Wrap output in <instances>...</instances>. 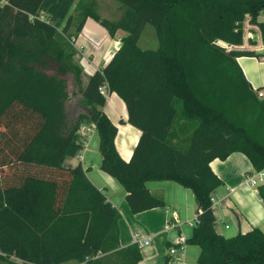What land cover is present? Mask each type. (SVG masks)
I'll return each instance as SVG.
<instances>
[{"label":"trees","instance_id":"trees-1","mask_svg":"<svg viewBox=\"0 0 264 264\" xmlns=\"http://www.w3.org/2000/svg\"><path fill=\"white\" fill-rule=\"evenodd\" d=\"M75 1L0 0V261L139 264L137 245L120 248L118 210L80 164L63 166L82 148L80 127L92 124L99 169L124 189L131 213L164 206L147 182H175L194 196L186 244L199 248L196 264H264L259 229L215 232L212 198L222 182L210 168L241 153L264 173V98L236 62L259 56L219 44L242 45L246 19L264 43V0H115L122 12L114 21L99 16L94 0L69 14ZM88 17L111 38L124 34L83 84L74 40ZM146 26L156 49L138 46ZM105 93L121 99L140 131L129 161L115 148ZM72 99L78 113L69 117ZM257 192L264 204V183Z\"/></svg>","mask_w":264,"mask_h":264},{"label":"crops","instance_id":"crops-1","mask_svg":"<svg viewBox=\"0 0 264 264\" xmlns=\"http://www.w3.org/2000/svg\"><path fill=\"white\" fill-rule=\"evenodd\" d=\"M90 1L92 0H76L69 14L75 15L76 3L86 4ZM94 2L97 11V0ZM116 9L119 13L115 20L122 12L121 8ZM99 16L107 19L101 14ZM257 21H264V11L259 15ZM243 26L246 32L242 45L227 46L221 42L219 44L229 47V49L252 51L259 56H240L236 58V62L252 89L254 91L264 90V43L258 27L250 25L247 19ZM123 34L118 31L111 38L92 18L86 19L81 32L74 40V47L80 55L83 58L85 55L88 56L79 62L83 71V84L92 73L102 69L109 62L115 53L113 48L120 42ZM105 94L107 97L103 111L118 128L114 139L115 148L124 161H129L138 142L140 131L127 123L126 111L121 99L115 93ZM94 134H97L95 128L91 129L90 133L83 138L81 150L74 157L64 159L63 166L73 168L80 164L91 183L102 191L107 200L118 210L120 214L118 222L120 248L132 245L133 237L140 235L146 238L149 244L139 248L142 256L139 264H164L166 258L167 264H176V261L182 258L187 264H189V260L196 264L199 248L186 244L196 217V205L192 192L172 181L147 182L146 187L149 192L162 199L164 206L138 214L131 213L125 201L124 189L112 177L99 169L101 157L97 151L98 145L94 143L91 146ZM210 168L222 182L214 192L212 201L215 232L225 238H231L257 228L264 234V204L257 192L258 186L264 181L251 184L252 179L257 180L258 173L252 170L249 160L241 153H232L224 160L214 159L211 161ZM180 237L185 239L184 250L178 251L173 256L168 255L167 243L171 247L175 246ZM188 247L196 249L193 250L191 259L187 257ZM64 264L85 263L70 261Z\"/></svg>","mask_w":264,"mask_h":264},{"label":"rangeland","instance_id":"rangeland-1","mask_svg":"<svg viewBox=\"0 0 264 264\" xmlns=\"http://www.w3.org/2000/svg\"><path fill=\"white\" fill-rule=\"evenodd\" d=\"M106 1H108L109 3H107ZM102 2H103V4L101 5ZM97 3H98L97 12L99 14L103 15V17H106L107 19H111L112 21H114L116 19V16L119 13V11L116 8H121V5L118 2H116L115 0H97ZM157 45L158 44H157V39H156V36H155L154 29L152 27H150V26H146L145 29H144V31H143V33H142V35L140 36V38L138 40V46L141 49H143V50H153V49H156L157 48ZM95 51L97 52L98 50H95ZM113 51L116 52L117 51V48L116 47L113 48ZM87 57L88 56L85 55L84 58H83V56L80 55V53L77 51V54L75 56V60L77 62H81V59H86ZM106 97H107V95H106ZM75 102H76V100H73L72 99L68 103L67 112L69 114V117L76 116V114L78 113V110L75 107L76 106L75 105ZM94 143H97V145H98V137H97V134H94V136H93V138L91 140V146H93ZM97 151H98V146H97ZM98 154H99V152H98ZM187 250H188L187 257H189V259H191L193 250H196V249H192V248L190 249L188 247ZM10 261L11 262H14V263L17 262V260L15 258H13V257L10 258ZM188 262H189V264H195V262L192 263L190 260ZM0 264H11V263H7V262L0 261Z\"/></svg>","mask_w":264,"mask_h":264},{"label":"built area","instance_id":"built-area-1","mask_svg":"<svg viewBox=\"0 0 264 264\" xmlns=\"http://www.w3.org/2000/svg\"><path fill=\"white\" fill-rule=\"evenodd\" d=\"M244 33L246 32L245 28H243ZM227 49H229V47L223 46ZM257 97L259 99H263L264 98V90L263 89H257L255 90ZM95 128L94 125L91 124V126H81L78 134L82 137L85 138L91 131V129ZM264 181V173L260 172L257 175V180L252 179L251 180V184H256L257 182L262 183ZM213 201V198H212ZM197 223V220H194V224ZM133 244L137 245L138 248H142L146 245L149 244V241L146 238L141 237L140 235H135L133 237ZM184 246H185V239L183 237L178 238L177 242L175 243V246H172L168 249V255L173 256L174 254H176L178 251H182L184 250ZM176 264H187L185 262V260L182 259H178L176 261Z\"/></svg>","mask_w":264,"mask_h":264},{"label":"water","instance_id":"water-1","mask_svg":"<svg viewBox=\"0 0 264 264\" xmlns=\"http://www.w3.org/2000/svg\"><path fill=\"white\" fill-rule=\"evenodd\" d=\"M121 45H122L121 42H119V43L117 44V46H116L117 50L121 47Z\"/></svg>","mask_w":264,"mask_h":264}]
</instances>
